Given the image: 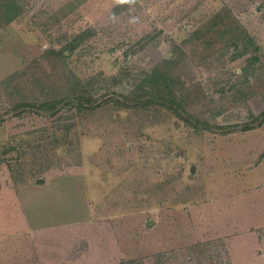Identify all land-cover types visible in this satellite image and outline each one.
Here are the masks:
<instances>
[{
  "label": "rangeland",
  "instance_id": "374dc122",
  "mask_svg": "<svg viewBox=\"0 0 264 264\" xmlns=\"http://www.w3.org/2000/svg\"><path fill=\"white\" fill-rule=\"evenodd\" d=\"M262 114L264 0H0V185L83 264H264Z\"/></svg>",
  "mask_w": 264,
  "mask_h": 264
},
{
  "label": "crops",
  "instance_id": "0c3cea01",
  "mask_svg": "<svg viewBox=\"0 0 264 264\" xmlns=\"http://www.w3.org/2000/svg\"><path fill=\"white\" fill-rule=\"evenodd\" d=\"M44 185L45 181L39 180L36 183V187H34L35 191L30 192L12 190L10 187L0 185V212L2 213L0 215V264H83L86 262V256L92 248L88 243L81 241V245H84V247L80 249L82 251L80 252L82 253L80 258L79 254L74 252L75 246L79 245L80 242H76V244L70 239V243L64 244L65 250L62 249V251L59 248L54 250L55 247L51 245L55 241L57 246L59 245V240L57 241L56 238L57 235L58 238H63L61 237L60 229L57 230L56 221L63 209H66V206H61L58 201L45 197L41 191ZM33 192V195L28 194ZM38 192H41L43 202L41 208H37L39 206ZM239 196L240 194L238 196L231 195L230 198ZM250 198L255 203V197L253 198L250 195ZM57 203L59 204L58 208H55ZM200 206L199 217H201V223L203 224L199 227V237L217 238V236H222L221 238H228L229 235H234L235 238L239 236V234H228L225 231L226 227L218 229L215 226L216 217L212 215L210 219L203 211L204 206L202 204ZM33 207H36L37 211L43 210V214L36 224L28 214L29 209ZM45 213L48 214V217H45ZM68 229L66 228V230ZM252 229L256 228L249 227L244 233ZM13 240L17 241L15 249H12L9 245V242L11 241L12 244ZM109 263L108 260L107 264Z\"/></svg>",
  "mask_w": 264,
  "mask_h": 264
},
{
  "label": "trees",
  "instance_id": "16d2710c",
  "mask_svg": "<svg viewBox=\"0 0 264 264\" xmlns=\"http://www.w3.org/2000/svg\"><path fill=\"white\" fill-rule=\"evenodd\" d=\"M236 32H240L241 34H246L240 27H238L237 31ZM240 39H241V36L240 35H237L235 36L232 40H234V42L238 43L240 42ZM245 39H248L249 40V48H251V46L254 48L255 44L253 42V40H251L250 38H247V35L245 36ZM252 44V45H251ZM248 48V49H249ZM80 101H85V99L81 98ZM86 103L87 105L90 107H92L94 105V101L92 99H88L86 100ZM62 105V101H53L51 103H48V104H44L41 106V108L45 109L46 112L48 111H57L59 112V108L60 106ZM140 106V105H139ZM148 106V105H147ZM83 108V107H81ZM256 122L259 123V125L256 127V126H246V128L244 129V132H251L253 130H257V129H261L263 126H264V114L260 115L257 119H256Z\"/></svg>",
  "mask_w": 264,
  "mask_h": 264
},
{
  "label": "clouds",
  "instance_id": "9594fccd",
  "mask_svg": "<svg viewBox=\"0 0 264 264\" xmlns=\"http://www.w3.org/2000/svg\"><path fill=\"white\" fill-rule=\"evenodd\" d=\"M118 2L124 3V2H126V0H118Z\"/></svg>",
  "mask_w": 264,
  "mask_h": 264
}]
</instances>
